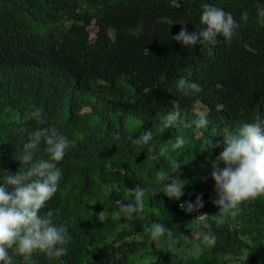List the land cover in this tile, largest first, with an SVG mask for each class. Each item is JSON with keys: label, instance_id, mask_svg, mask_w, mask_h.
Segmentation results:
<instances>
[{"label": "trees", "instance_id": "obj_1", "mask_svg": "<svg viewBox=\"0 0 264 264\" xmlns=\"http://www.w3.org/2000/svg\"><path fill=\"white\" fill-rule=\"evenodd\" d=\"M203 4L231 13L239 27L230 42L218 35L215 45L186 48L172 36L182 27H206ZM258 6L264 0H0V183L7 171H17L14 157L33 131L55 127L69 141L57 162L63 173L57 192L40 210H51L53 222L68 227L67 254L36 250L32 264H264V195L221 213L210 175L225 131L264 119ZM182 78L202 91H178ZM172 100L181 116L164 129ZM193 101L203 113L189 108ZM200 114L207 124L197 128L192 122ZM143 131L152 139L133 143ZM181 135L187 143L173 150ZM211 142L219 146L201 152ZM46 147L38 145L34 161L49 159ZM159 172L182 181L179 200L151 196L165 183ZM135 187L149 193L140 211L125 216L120 204L133 201L128 190ZM198 195L205 211L200 220L179 208ZM156 222L166 226L160 249L146 231ZM9 254L14 264H25Z\"/></svg>", "mask_w": 264, "mask_h": 264}, {"label": "clouds", "instance_id": "obj_2", "mask_svg": "<svg viewBox=\"0 0 264 264\" xmlns=\"http://www.w3.org/2000/svg\"><path fill=\"white\" fill-rule=\"evenodd\" d=\"M202 9L200 22L206 27L195 32H189L186 27H182L172 39L186 48L202 43L215 45L218 35H222L230 42L239 27L234 16L211 4H203ZM258 15L264 17V7L258 6ZM241 19L246 21L248 13H242ZM176 88L185 95L189 92L202 91L199 84L183 78L177 82ZM171 103L174 111L167 114L164 129L175 126L181 116L179 102L172 100ZM192 123L197 128H202L207 124V119L200 114ZM115 138H119L118 133ZM223 138L225 147L215 160H212L210 175L215 181L218 196L213 203L219 208V212L228 214L230 210L237 209L241 202L264 195V119L257 117L255 122L244 123L238 131L226 130ZM151 139V131H143L133 143L145 144ZM42 141L47 146L45 151L49 154V159L34 161L36 149ZM186 143L184 136H177L171 148L176 150ZM218 146L219 142L217 144L211 142L201 152H211ZM68 148L67 137L61 135L55 127H49L30 133L29 141L14 157L20 161V166L15 173L7 171V175L0 183V261L3 264H14L9 250L21 255L25 264H32L31 256L36 250L49 257L67 254L64 245L70 240L68 227L55 224L51 210L45 215H41L40 210L57 192L58 183L63 175L62 170L57 167V162L63 159ZM167 150L166 147L162 148L159 156H163ZM157 158L155 154L152 156V159ZM221 163L225 165L223 168L220 167ZM174 166L175 173H178L180 163L174 161ZM157 179L165 183L161 189H153L151 196L155 197L163 192L170 199L179 200L184 195V184L177 176L159 172ZM9 188L12 191L9 192ZM128 191L133 196V201L120 204V211L125 216L140 211L142 200L149 193V189L145 187H135ZM179 206L191 213L202 208L203 201L198 195L194 204L184 201ZM231 214L235 215V212L231 211ZM202 216L196 218L201 219ZM218 223H223V219L221 218ZM146 231L150 232L155 248H162L166 226L156 222L147 227ZM205 240L210 245L215 244L214 236H205Z\"/></svg>", "mask_w": 264, "mask_h": 264}, {"label": "built area", "instance_id": "obj_3", "mask_svg": "<svg viewBox=\"0 0 264 264\" xmlns=\"http://www.w3.org/2000/svg\"><path fill=\"white\" fill-rule=\"evenodd\" d=\"M184 201H189V202H192L193 204L195 203V200H193V199H191V198H187V199L181 200V201L179 202V205H180V203H182V202H184ZM179 208H180V206H179ZM180 210L183 211L184 213L188 214L190 217H193V218H195V219H197L196 217H198V216H200V215H203L202 218L205 217V211H204L203 207L200 208V209H198V210H196V211H194V212H191V213L186 212V211H184V210L181 209V208H180ZM202 218H201V219H202ZM198 220H200V219H198Z\"/></svg>", "mask_w": 264, "mask_h": 264}, {"label": "rangeland", "instance_id": "obj_4", "mask_svg": "<svg viewBox=\"0 0 264 264\" xmlns=\"http://www.w3.org/2000/svg\"><path fill=\"white\" fill-rule=\"evenodd\" d=\"M91 28H94V30L97 29V25L95 24V22L92 23ZM189 108H190L191 110H197V111L202 112V113H203V111H204L203 106H202L198 101H193V102L189 105Z\"/></svg>", "mask_w": 264, "mask_h": 264}]
</instances>
